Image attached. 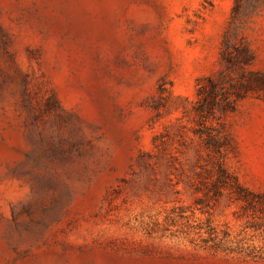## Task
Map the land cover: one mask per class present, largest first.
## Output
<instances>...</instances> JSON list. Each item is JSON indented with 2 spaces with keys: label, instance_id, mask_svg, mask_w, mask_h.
<instances>
[{
  "label": "rangeland",
  "instance_id": "rangeland-1",
  "mask_svg": "<svg viewBox=\"0 0 264 264\" xmlns=\"http://www.w3.org/2000/svg\"><path fill=\"white\" fill-rule=\"evenodd\" d=\"M251 71L264 0H0V264H264V208L211 188L264 194V88L196 112Z\"/></svg>",
  "mask_w": 264,
  "mask_h": 264
},
{
  "label": "trees",
  "instance_id": "trees-1",
  "mask_svg": "<svg viewBox=\"0 0 264 264\" xmlns=\"http://www.w3.org/2000/svg\"><path fill=\"white\" fill-rule=\"evenodd\" d=\"M249 73L251 75V79L249 78L247 82L241 83L240 87L231 85V87L223 91H221V89L216 85L212 76H207L208 85H199L198 87L199 99L196 112L202 124H206L208 119L212 116H216L217 111L221 113L233 111L239 98L246 96L250 90H256L254 89V84H258V86H261L260 88H264V73L253 71ZM214 130L215 129L212 127L207 126L200 131L201 136L206 134V137H203L206 144L214 148H228V141H222V139L227 140L228 136L223 134L221 129L218 127L215 132ZM217 166L216 179L213 181L211 186L216 193L222 194L225 190H227L236 199L242 200L249 205L255 206L258 204L264 208L263 193H255L247 188L242 184L239 178L227 170L223 164L218 162ZM207 231L210 233V237L204 240L207 243L212 241L213 243H211V246L215 248H219L220 242L226 240L227 235L221 237L219 233H216V229L214 227H209Z\"/></svg>",
  "mask_w": 264,
  "mask_h": 264
}]
</instances>
